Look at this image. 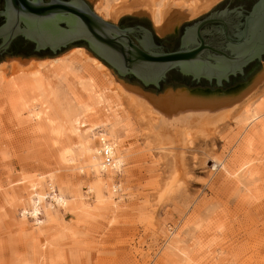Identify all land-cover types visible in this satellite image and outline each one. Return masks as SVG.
I'll list each match as a JSON object with an SVG mask.
<instances>
[{"label":"rangeland","instance_id":"rangeland-1","mask_svg":"<svg viewBox=\"0 0 264 264\" xmlns=\"http://www.w3.org/2000/svg\"><path fill=\"white\" fill-rule=\"evenodd\" d=\"M83 1L104 20L122 27L139 24L161 41L178 39L185 25L226 0H212L210 8L162 34L146 12L108 16V7L121 0H100L96 11L97 0ZM78 46L124 82L152 93L120 76L83 44L67 46L54 56H31L67 54L66 71L81 74L84 68L68 55ZM13 56L30 57L0 59L6 63L0 69V264H264V82L252 99L257 126L248 125L239 109L211 138L187 140L176 161L160 150L147 125L125 105L116 106L113 100L99 106L93 119H107L110 125L97 131L102 129L99 132L116 144L122 160L119 171L102 172L89 165L90 158L79 159L76 167L57 162L58 149L83 141L85 135L89 147L100 143L87 123L75 136L68 130L58 136L50 133L47 119L59 125L71 117L68 110L74 101L64 69L55 70L43 87L20 77L17 81L24 82L18 88L38 99L20 114L13 112L12 95L19 94L8 85L12 71L7 61ZM263 69L261 59L249 76L227 87L175 85L164 86L160 93L186 88L228 94L248 85ZM40 73L47 74L44 68ZM33 113L39 117L29 119ZM115 181L121 184L118 192L112 187ZM54 193L64 198L65 206L51 199Z\"/></svg>","mask_w":264,"mask_h":264},{"label":"bare ground","instance_id":"bare-ground-1","mask_svg":"<svg viewBox=\"0 0 264 264\" xmlns=\"http://www.w3.org/2000/svg\"><path fill=\"white\" fill-rule=\"evenodd\" d=\"M188 1L160 0L157 4L158 0H121L108 7L107 15L113 19V16L121 13L144 14L146 12L152 20L154 30L162 34L175 29L184 19L207 10L213 2L212 0L205 2L199 0ZM100 3V0H97L94 4L95 11L99 9ZM74 50V52L70 50L71 53L68 55L70 61L78 62L84 68L81 74L76 71L71 73L66 71L69 66L65 64L64 57L67 54L47 59H37L34 56L28 58L13 56L7 61L12 71L8 79V85L10 89L14 87L19 89V94L12 95L11 99V108L15 114H20L22 110L28 108L31 100L38 99V97L25 96L23 90L18 88L24 81L17 80L20 77H28L30 80L29 85H32L33 82L43 87L45 83L51 81L55 70L60 68L64 69L68 76L69 92L74 102L68 110L71 116L70 119L61 122V124L56 125L53 119L45 118L48 121L50 133L58 136L63 130H68L75 136L84 126L83 124L87 123V130L93 134L94 138H96L95 133L99 134V145L94 143L92 147H89L88 141L90 139L85 135L83 141L58 149L56 158L61 165L76 167L79 159L90 158L89 165L98 166L102 172L107 170L109 172L111 170L119 171L122 160L116 150V144L106 138L105 133H101L103 132L102 129L97 131V128H105L110 123L107 122V119H93L99 106L113 100L117 102L116 106L125 105L135 117L140 119L141 122L143 121L149 130L148 135L150 133V136L156 142L155 144L166 156L172 157V160L174 158L175 161L178 157L177 153L179 156L182 155L183 146L187 140L197 139L198 137L201 139L211 138L219 125L229 120L233 113L239 109L245 113L248 125L255 124L257 126L260 123L258 121L259 115L253 108L252 99L255 96L258 84L264 82V69L248 85L239 91L229 92L228 94L193 91L186 88L167 89L160 94H152L118 78L112 69L97 59L86 48L78 46ZM5 64L4 62L1 63L0 69ZM43 68L47 74L40 73V69ZM2 75L3 73H0V77ZM96 79L100 82L97 81V83ZM102 81L106 82L107 85H103ZM100 86L102 88L98 92H94L95 88ZM108 109L106 108L107 111ZM33 116L39 117L38 114L33 113L29 115V119ZM262 129L264 131V128ZM53 143L56 144L58 141L54 139ZM74 147L77 148V151H74ZM81 167L83 166H79V168ZM112 187L114 192H118L121 184L119 181H115ZM38 198L40 199L41 195ZM51 199L61 206L66 205L64 198L56 193L52 194ZM36 212L37 208L34 209L32 214H36Z\"/></svg>","mask_w":264,"mask_h":264},{"label":"water","instance_id":"water-1","mask_svg":"<svg viewBox=\"0 0 264 264\" xmlns=\"http://www.w3.org/2000/svg\"><path fill=\"white\" fill-rule=\"evenodd\" d=\"M2 1L0 59L4 55L25 56L26 53L39 56L56 54L63 47L83 40L96 56L120 76L155 94L160 93L164 86L227 87L249 76L259 66V61L251 65L244 75L234 76L229 81L231 75L243 73L244 66L255 58L260 59L264 52V0H259L252 9L253 14L257 15L250 20L249 37L229 44V53L205 42L201 30L206 25L224 22V19L211 15L217 12L230 14L232 10L229 9L241 0H226L208 17L185 25L178 49L179 38L162 39L161 50L153 44L147 29L120 27L103 20L83 0ZM236 14L241 12L236 11ZM210 29L211 26L205 27L206 32ZM137 31L142 32L135 34L138 43L130 36ZM31 42L35 50H32ZM45 48L51 51H43ZM190 76L195 80L215 79V84L205 80L197 82Z\"/></svg>","mask_w":264,"mask_h":264},{"label":"flooded vegetation","instance_id":"flooded-vegetation-1","mask_svg":"<svg viewBox=\"0 0 264 264\" xmlns=\"http://www.w3.org/2000/svg\"><path fill=\"white\" fill-rule=\"evenodd\" d=\"M44 1H48V0H44ZM66 1H68V0H66ZM258 1L259 0H241L240 3H238L237 5L233 6L230 9L228 8L229 10H232V12L230 14L221 15L219 12L212 14L211 15L212 17H216V18L218 17V18L224 19V22L218 21V22L212 23L210 25H206V26H211V29L208 32L205 31L206 26L202 28L201 35L204 38L205 42L210 43L212 46H214L217 49H220V50L225 51L226 53H229V50L227 49V46L229 44H231L233 42H240L241 40L249 37L248 28H250V25H251L250 20L252 19V17L257 15V14H255V15L253 14L252 9ZM233 9L241 12V14H236V11H233ZM208 16H206V17H208ZM206 17H203V18H206ZM120 27H122V26H120ZM124 27H134L136 29H145L143 26H141L139 24H134L131 26H124ZM140 33H142V32L137 31L136 33H133L132 35H130L131 38L136 43H138V41H136V39H135L136 38L135 34H140ZM246 33H247V35L244 36ZM180 37H181V35H180ZM180 37H179V44L176 47V49H178L180 46ZM151 38H152L153 44H155L157 46V48L159 50H161L160 49L161 48L160 47L161 42L159 40H157L152 33H151ZM22 39L26 40L23 37H22ZM31 44H32V50H35L34 44L32 42H31ZM75 44H83V45L88 46L87 43L83 40L71 43L68 46H73ZM66 47H63V48H66ZM42 50L43 51H51L49 48H45ZM261 59H264V52L261 54L260 59L255 58L254 60L250 61L246 66H244L243 73H237L236 75H231L229 77V81H231V79H233L234 76L241 77L242 75H244L246 72H248L249 67L251 65H253L255 62H257ZM190 79L197 81V82H199L200 80L208 81L207 79H204V78H201L200 80H195L191 76H190ZM208 82L215 84V79H212L211 81H208ZM223 82H226V81H223Z\"/></svg>","mask_w":264,"mask_h":264},{"label":"trees","instance_id":"trees-1","mask_svg":"<svg viewBox=\"0 0 264 264\" xmlns=\"http://www.w3.org/2000/svg\"><path fill=\"white\" fill-rule=\"evenodd\" d=\"M31 55H32L31 53H26V54H25V56H31ZM49 56H54V55H52V54L50 55V54H49Z\"/></svg>","mask_w":264,"mask_h":264}]
</instances>
